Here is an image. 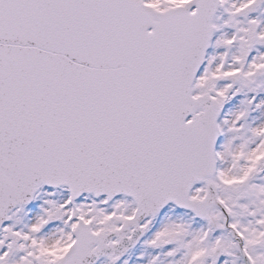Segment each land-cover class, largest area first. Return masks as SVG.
<instances>
[{
	"label": "snow or ice",
	"instance_id": "obj_1",
	"mask_svg": "<svg viewBox=\"0 0 264 264\" xmlns=\"http://www.w3.org/2000/svg\"><path fill=\"white\" fill-rule=\"evenodd\" d=\"M0 264H264V0H0Z\"/></svg>",
	"mask_w": 264,
	"mask_h": 264
}]
</instances>
